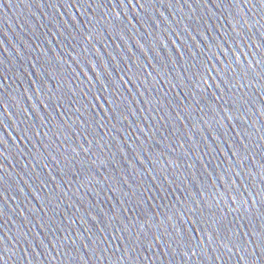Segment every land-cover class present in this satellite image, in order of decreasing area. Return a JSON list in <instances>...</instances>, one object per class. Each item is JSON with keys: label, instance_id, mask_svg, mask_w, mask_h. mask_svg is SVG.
<instances>
[{"label": "water", "instance_id": "water-1", "mask_svg": "<svg viewBox=\"0 0 264 264\" xmlns=\"http://www.w3.org/2000/svg\"><path fill=\"white\" fill-rule=\"evenodd\" d=\"M257 0H0V264H264Z\"/></svg>", "mask_w": 264, "mask_h": 264}, {"label": "snow or ice", "instance_id": "snow-or-ice-1", "mask_svg": "<svg viewBox=\"0 0 264 264\" xmlns=\"http://www.w3.org/2000/svg\"><path fill=\"white\" fill-rule=\"evenodd\" d=\"M249 3L252 2V0H248ZM261 7V10L264 11V0H257V2L255 4H252V7ZM262 244H264V237H262Z\"/></svg>", "mask_w": 264, "mask_h": 264}]
</instances>
